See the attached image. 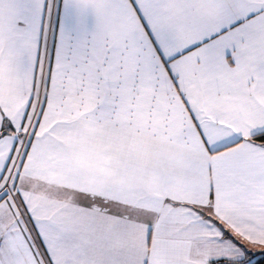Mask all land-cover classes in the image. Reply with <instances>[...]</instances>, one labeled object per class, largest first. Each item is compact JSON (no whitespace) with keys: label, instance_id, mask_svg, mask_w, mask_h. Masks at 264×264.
<instances>
[{"label":"snow or ice","instance_id":"snow-or-ice-1","mask_svg":"<svg viewBox=\"0 0 264 264\" xmlns=\"http://www.w3.org/2000/svg\"><path fill=\"white\" fill-rule=\"evenodd\" d=\"M264 0H0V264H259Z\"/></svg>","mask_w":264,"mask_h":264},{"label":"trees","instance_id":"trees-1","mask_svg":"<svg viewBox=\"0 0 264 264\" xmlns=\"http://www.w3.org/2000/svg\"><path fill=\"white\" fill-rule=\"evenodd\" d=\"M257 260H259V264H264V258H258Z\"/></svg>","mask_w":264,"mask_h":264},{"label":"crops","instance_id":"crops-1","mask_svg":"<svg viewBox=\"0 0 264 264\" xmlns=\"http://www.w3.org/2000/svg\"><path fill=\"white\" fill-rule=\"evenodd\" d=\"M259 257H257V259H258Z\"/></svg>","mask_w":264,"mask_h":264}]
</instances>
